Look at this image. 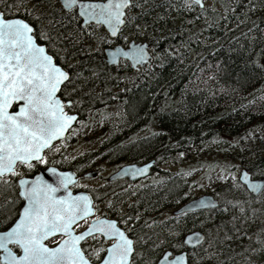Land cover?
Segmentation results:
<instances>
[{"label": "trees", "instance_id": "obj_1", "mask_svg": "<svg viewBox=\"0 0 264 264\" xmlns=\"http://www.w3.org/2000/svg\"><path fill=\"white\" fill-rule=\"evenodd\" d=\"M32 1L41 13L33 22L37 43L74 77L62 95L74 102L78 121L63 142L73 146L97 132L104 137L93 153L70 159L60 152L52 160L58 169L81 173L86 166L95 168L97 159L115 165L186 163L209 155L216 160L200 172L209 184L201 194L218 201L215 209L172 215L197 197L195 173L183 170L162 172L160 180L141 189L107 184L88 190L105 216L131 218L130 235L142 256L136 264H155L168 250H186L172 245L192 231L205 239L188 251L190 264H264V195L252 197L238 178L239 186L232 179L239 169L252 178L264 177V70L251 63L264 65V0H252L254 11L245 7L249 0H213L212 7L190 11L185 0H133L140 7L130 9V22L115 43L124 45L128 40L122 33L127 31L135 41L149 44L152 59L139 72L126 61L107 66L100 49L90 50L91 28L82 32L80 21L71 19L57 23L60 8ZM41 29L55 48L42 38ZM38 169L40 164L31 171L19 168L11 186L0 185V230L12 223L21 204L15 187L20 173L30 177ZM166 212L170 217L159 221Z\"/></svg>", "mask_w": 264, "mask_h": 264}, {"label": "snow or ice", "instance_id": "obj_2", "mask_svg": "<svg viewBox=\"0 0 264 264\" xmlns=\"http://www.w3.org/2000/svg\"><path fill=\"white\" fill-rule=\"evenodd\" d=\"M61 17L73 22L82 19L85 31L92 23L104 26L108 35L119 38L121 26L130 22L133 0H58ZM30 0H4L0 9V185L11 186V177H16L17 167L31 171L36 164H46L43 150L51 151V142L63 135V130L75 120L65 111L66 104L57 95L62 86L74 84V77L62 66L54 63L52 55L36 41L35 24L41 13ZM202 5V0H185L184 7L191 10ZM255 10L252 0L249 7ZM264 7V5H261ZM51 24V21H49ZM264 31V30H262ZM93 35V33H90ZM42 38L55 48V43L47 32L41 29ZM126 39V38H125ZM101 42H107L100 37ZM109 62L123 57L137 62L147 59L143 46L128 45L127 50L117 46L106 52ZM260 55V53H258ZM67 61V57H64ZM251 63L264 70L257 60ZM71 67V65H69ZM78 76V74H76ZM95 75V72H93ZM76 90L73 86L72 91ZM70 95V94H69ZM74 102L69 98L67 106ZM18 105V111L9 109ZM145 168H135L143 173ZM53 173L55 185L47 183L39 175L33 179H19L18 197L23 200V208L18 219L5 231H0V264H136L141 253L136 251V243L128 235L129 220L123 217L110 219L96 215L99 211L88 195H73L69 192V173ZM23 172L20 173L23 176ZM8 176V179H5ZM224 179L225 177H221ZM233 186H239L237 179ZM252 192L262 186L249 179L248 173L239 177ZM74 186V185H73ZM63 191L62 195H56ZM96 199H99L98 197ZM200 206L214 208L211 202H199ZM112 207L111 202L107 205ZM183 215V213H181ZM138 219V217H137ZM89 221L87 227L76 232L80 221ZM125 224V229L120 228ZM178 236L179 233H171ZM60 236L54 241L55 247H48L44 241ZM96 245L86 249L88 240ZM200 237L188 236L174 248L190 245ZM107 242V243H105ZM19 249L13 252L12 247ZM206 251V250H205ZM103 253V255H101ZM183 254L174 258L165 252L159 264H185ZM151 264V262H146Z\"/></svg>", "mask_w": 264, "mask_h": 264}, {"label": "water", "instance_id": "obj_3", "mask_svg": "<svg viewBox=\"0 0 264 264\" xmlns=\"http://www.w3.org/2000/svg\"><path fill=\"white\" fill-rule=\"evenodd\" d=\"M61 6V4H60ZM199 9H203L205 7V3H204V0H202V5H197ZM93 25H96L95 23H92ZM81 26L82 27H85L84 24H83V21L81 19ZM97 26H101V25H97ZM124 26V25H123ZM123 26H121V29L123 28ZM103 27V29L105 30V32L107 33L108 35V32H107V29L104 27V26H101ZM120 29V31H121ZM120 33V32H119ZM108 37L112 40L116 39V38H112L108 35ZM136 45V46H143L145 49H146V54H147V59H145L144 61L142 62H137L135 60H130V59H127V58H123V57H118V58H115V59H112L111 62H109V58L107 57L106 55V52L112 48H115L117 46L127 50L128 48V45ZM41 46H44V45H41ZM45 47V46H44ZM46 48V47H45ZM47 51V50H46ZM49 54V53H48ZM103 59H104V62L106 63L107 66H111V67H116L120 64V61H127L131 67V69L134 71V72H139L142 68H144L145 66L149 65L150 64V61L152 59V55H151V51H150V46L147 42H141V41H134V40H131L129 43H127V45L124 47L120 44H116L115 46L113 47H108V48H105L103 50ZM55 63V61H54ZM59 92V91H58ZM58 95V93H57ZM66 104V107H69L67 106V102H64ZM11 109V108H10ZM9 109V111H10ZM18 111V109H17ZM11 112V111H10ZM69 115H72L75 117V120H73L69 125L68 127H66L64 130H63V135L62 136H58L56 139H54L52 142H51V145L50 147L57 141L59 140H62L68 130L73 127V125L75 124L76 120L78 119V115L77 114H69ZM262 142H263V146H264V136L262 137ZM47 150V149H45ZM42 152V154L44 153V151ZM155 165V162L154 161H150L148 163H145V164H142V165H136V164H128V165H125L123 167H121L115 174H113L109 180H119V179H123V178H128L130 181H135V180H138V179H141V178H144L146 176L149 175L150 171H151V168H153ZM51 169H54L56 173H64V172H67L69 173V179H70V183L68 185V189H69V192L71 194L72 191H71V187L73 185H75L78 181V177L77 175L73 172V171H70V170H65V171H61L55 167H49ZM49 168H46L45 170H40L38 173H36L33 177H22L23 179H33L35 176L39 175L43 180H45L47 183H50V184H53L55 185V182H56V179L57 177L53 174V173H50L48 171ZM135 168H145L146 170L143 172V173H136L134 171ZM97 170H93V171H90V172H87L83 175L84 178H94L96 177L97 175ZM244 173H248V176H249V179L256 182V183H259L262 188L261 190L257 191V192H252L250 191L246 184L241 181L239 179V177L241 175H243ZM21 179V178H20ZM238 180L239 182L246 188V190L248 191V193L251 195V196H258L262 193V191L264 190V177H261V178H256V179H253L251 177V174L246 170V169H242L240 172H239V176H238ZM17 184H18V189H19V179L17 181ZM63 194V191L61 190L60 192H58L56 195H62ZM80 194H84V195H88L90 198V194L86 193V192H79V193H76V194H73V195H80ZM92 199V198H91ZM211 202L213 205H215L214 208H206V207H203V206H200L199 205V202ZM218 206V201L212 196V195H209V194H203V195H200L196 198H193L191 200H189L188 202L184 203L183 205H181L179 208L175 209L172 214L174 216H178V215H181V213L185 214V213H193V212H197V211H202V210H210V209H215L216 207ZM23 208V207H22ZM196 236L198 235L200 237L199 240H193L192 243L190 245H185V247L188 249V250H193L199 246L202 245L204 239H205V236L203 233H201L200 231H192L190 233H187L184 237H183V240L185 238H187L188 236ZM48 240V239H47ZM45 240V241H47ZM44 241V242H45ZM168 253L171 254V256L174 258L176 255H180V254H183L185 255L186 257V260H185V264H189L188 262V253L187 251H183V252H180V253H177L175 255H172V253L170 251H167ZM164 255V254H163ZM163 255L160 257V259L158 260L157 264H159L160 260L163 258ZM209 264V263H208Z\"/></svg>", "mask_w": 264, "mask_h": 264}, {"label": "rangeland", "instance_id": "obj_4", "mask_svg": "<svg viewBox=\"0 0 264 264\" xmlns=\"http://www.w3.org/2000/svg\"><path fill=\"white\" fill-rule=\"evenodd\" d=\"M213 0H205V5L207 7H212L213 5ZM50 3L49 8L50 9H55V8H60V3H58V0H45V3ZM31 4H35L34 1L30 0V5L29 7H31ZM46 13V11H45ZM99 29H97V26L95 28H91L89 30V34L93 33V35H91L93 38V43L92 45H90V50L93 52H98L99 49L100 51H102L103 54V50L107 47H110L112 45H114L113 40L109 39V37L107 36V41H109L110 46L104 47L105 43L101 42L100 37H105L103 33L99 34L98 32ZM105 32V31H104ZM123 36H125L127 38V42H129L130 40H134L133 36L131 37L130 35L127 34V31H124ZM104 137L102 136V134L100 133H95L93 135H90L89 139L87 141H83V142H79L73 146H69L66 147V144L64 142L57 144V146H55L51 152H50V156L54 157L57 156L60 152H67V155L70 159H75L76 157H79L81 155H84L86 153H93L95 152V150L97 151V147L99 145V143H101L103 141ZM68 150V151H67ZM67 157V158H68ZM215 158L213 155H209L207 157V159H205V157L200 158L199 161H189L185 160L184 162L186 163H182L180 162L178 159H176L174 162H163L162 164H158L159 167H161V173L162 172H168V173H174L177 172L179 170H183V172L185 174H190V172H194L198 181V187L196 188V194L197 196L202 195L201 192L208 191L209 189V184L208 181L206 179H202L201 178V174L200 172H202V170H205L207 165L213 164V162H215ZM188 162V163H187ZM120 166V165H119ZM118 165H115L114 163H112L111 161H107V160H102V159H97L96 160V169H99L100 173L103 175L104 180L101 177L98 178H90L88 180H83L80 181L78 183V186L81 188H93V187H103L104 183H105V178L112 173L116 168L119 167ZM198 166V167H197ZM191 170V171H190ZM241 169L237 170L233 175V177L238 178L239 175V171ZM161 173L159 175H156V177L160 180L161 178ZM154 177V178H156ZM145 186V185H144ZM143 185H135V186H131L129 188L131 189H141L144 187ZM123 188V187H122ZM127 189V188H125ZM103 208L104 205H103ZM170 213L171 212H166L164 214V218H168L170 217Z\"/></svg>", "mask_w": 264, "mask_h": 264}, {"label": "flooded vegetation", "instance_id": "obj_5", "mask_svg": "<svg viewBox=\"0 0 264 264\" xmlns=\"http://www.w3.org/2000/svg\"><path fill=\"white\" fill-rule=\"evenodd\" d=\"M2 8H3V7H2ZM2 8H0V9H2ZM79 21H80V26H81V20H79ZM33 22H34V21H33ZM81 27H82V26H81ZM95 27H96L95 25H91V27H88V28H95ZM97 27H98V26H97ZM82 28H84V27H82ZM63 90H64V87L62 86L61 90L58 92V96L61 98V100H62L63 102H67L68 99L65 98V97L62 95ZM63 94H64V93H63ZM80 107H81V106H80ZM17 109H18V105H14V106L10 109V111H11V112H14V111H17ZM65 111H66L68 114H77V115H78V113L75 111V108H73V104H72L71 106H69V107H65ZM62 142H63V140L54 143V144L52 145V147H51V150H52L55 146H57V144L62 143ZM50 152H51V151H48V150H45V151H44L43 155H44V159H45V161H46V164H40V169H38V171H37L36 173H38L40 170H45L46 168H49V167H55V168H57V166L53 164V161H52V160H54V158H56L58 155H57V156H54V157H51V156L49 155ZM65 154H67V153H65ZM58 157H59V156H58ZM65 158H67V155H65ZM150 161H154V160H149V161H145V162H142V163H133V162L130 163V162H129V163H125V164L120 165V166L118 165L119 167L116 168L112 173H110V174L105 178V183H104L103 186H106V185L108 184V185H111L112 187L118 186L119 188H121V187H123V188H129V187H131V186H135V185H143V186H144V185H147V184L151 183L152 181H156V180H157L156 175H159V174L161 173V167H159V166L156 164L155 161H154V162H155V165H154L153 168H151V171H150L149 175L146 176V177H144V178H141V179H138V180H135V181H130L128 178H123V179H119V180H109V178H110L113 174H115V173H116L121 167H123V166H125V165H128V164L142 165V164L148 163V162H150ZM18 169H19V167H17V171H18ZM57 169H58V168H57ZM59 170H60V169H59ZM82 170H83V171H82L81 173H77V172H75V171H73V170H70V171H73V172L77 175V177H78V181H77V183H76L74 186L71 187V191H72L73 194H76V193H79V192H86V193L90 194L91 198L93 199L94 205H95V207L97 208V203H96V201L94 200V198L92 197L90 191H88V190H93V189H95L96 191H98V189H99L100 187L81 188V187L78 186V183H79L80 181L90 179V178H84L83 175H84L85 173L90 172V171H93V170H97V172H98L97 175H96V177H94L95 179L98 178V177H101V178L104 180L103 175L100 173L99 169H96V168H91V169H90L88 166H86V167L83 168ZM36 173H35V174H36ZM35 174H34V175H35ZM34 175H32V176H30V177H33ZM22 177H28V176H22ZM22 177H19L18 179H20V178H22ZM154 177H156V178H154ZM18 179H17V181H18ZM17 181H16V184H15V187H16V189H17V195H18V184H17ZM263 195H264V190H263L262 194H261L260 196L256 197V198L262 197ZM20 200H21V204H20L19 207L15 210V212H16V217H15V219H18V212H19V211L22 209V207H23V203H24V202H23L22 199H20ZM100 206H101L102 209H104V208H103V204L100 205ZM104 212H105V211H104ZM96 215H103V216H105V215L103 214L102 210H101V211H97ZM105 217H107V216H105ZM107 218H110V219H116V218H114V217H107ZM154 218H155V217H154ZM162 218H163V216H161L160 218H158V220L161 221ZM15 219L12 221V223L15 222ZM117 220H118V219H117ZM88 222H89V221H84V220L80 221L79 227L76 228V232H81V231H83V230L87 227V223H88ZM12 223H11V224H12ZM11 224L8 225V226H5V227L2 228L0 231H5V230H7V228L10 227ZM118 226H119L120 228H122V229H125V224H123V223H120ZM128 228L130 229V231H128V235H129V237H130L131 239H133V237L130 235V232H131L132 229H133V228H132V225H131V224H128ZM59 239H60V236H56V237H54V238H49V239H48L47 241H45L44 243H45L48 247H55V243H54V241H58ZM133 241H134V239H133ZM134 242H135V241H134ZM138 242H139V241H138ZM105 243H107V242H105ZM95 245H96V242L93 241L92 239H89L87 245H85V248H86V249H91V248L94 247ZM10 247H12V246L10 245ZM12 250H13V252L19 253V249L16 248V247H12ZM168 251H170V250H168ZM166 252H167V251H166ZM170 252H171V251H170ZM164 253H165V252H164ZM164 253H163V254H164ZM171 253H172V252H171ZM163 254H161L160 257H161ZM175 254H177V253H172V255H175ZM101 255H103V253H102ZM160 257L156 260L155 264H157V262H158V260L160 259ZM188 258H189V255H188Z\"/></svg>", "mask_w": 264, "mask_h": 264}]
</instances>
